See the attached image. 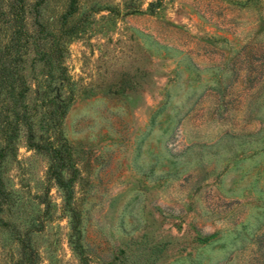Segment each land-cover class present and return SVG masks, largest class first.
<instances>
[{"label":"rangeland","instance_id":"rangeland-1","mask_svg":"<svg viewBox=\"0 0 264 264\" xmlns=\"http://www.w3.org/2000/svg\"><path fill=\"white\" fill-rule=\"evenodd\" d=\"M20 1L31 32L36 0ZM14 6L0 0L4 51ZM39 11L64 35L67 81L50 95L68 101L60 129L76 173L66 199L17 124L0 154V264H264V0ZM31 57L15 61L24 104L51 140L45 69ZM6 121L1 102L0 151Z\"/></svg>","mask_w":264,"mask_h":264},{"label":"trees","instance_id":"trees-1","mask_svg":"<svg viewBox=\"0 0 264 264\" xmlns=\"http://www.w3.org/2000/svg\"><path fill=\"white\" fill-rule=\"evenodd\" d=\"M14 2V12L8 17L9 20L8 18L7 20L3 19L8 24L9 30L8 50L0 49V103L5 102V110L10 116V121L6 122L11 125L12 131L7 132L2 129L3 146L0 154L10 147V142L16 135L14 130L17 124L23 125L26 130L27 144L35 151L46 156L48 173L61 187L65 198L68 199L71 195V183L76 173V168L71 162L70 149L60 129V122L68 101L61 100L58 103L55 96L50 95L56 82L67 81L61 63L64 51V35L60 30L56 33L46 28L41 22L39 8L44 0H36L32 6L28 24L32 28L31 32L27 31L26 22L23 21L24 12L18 13L21 9V5H18V3L21 1L14 0ZM8 4L10 6L11 2H8ZM16 10L18 11L16 12ZM62 19H65V15L62 16ZM1 22L3 23V21ZM28 54L32 56L30 59L31 64L39 63L45 69L44 75L47 80L44 85L40 86L39 99L41 105L49 109L46 129L53 134L51 140L36 136L32 127L31 115L24 104L23 98L28 85L19 74V68L15 65V61L17 57L21 58V56H27ZM64 174L66 177H64Z\"/></svg>","mask_w":264,"mask_h":264}]
</instances>
